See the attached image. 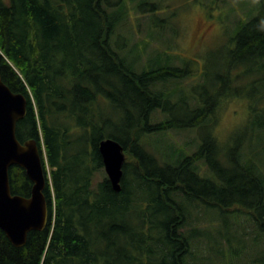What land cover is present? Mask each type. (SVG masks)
Returning a JSON list of instances; mask_svg holds the SVG:
<instances>
[{
  "label": "trees",
  "instance_id": "obj_1",
  "mask_svg": "<svg viewBox=\"0 0 264 264\" xmlns=\"http://www.w3.org/2000/svg\"><path fill=\"white\" fill-rule=\"evenodd\" d=\"M125 10L109 13L102 0H0L1 75L28 100L17 137L38 143L49 210L47 227L30 232L23 247L0 229V264H120L104 250L110 239L127 245L116 254L126 253L124 264H185L195 260L192 240L204 231L185 232L194 215L176 194L219 213L223 230L204 238L222 256V240L238 255L248 247L244 237H251L253 248L259 247L251 260L264 264L263 14L257 7L247 11L228 38L223 64L212 77L204 75L189 97L181 87L155 88L193 77L189 62L179 66L167 55L164 63L157 54L141 66L149 44L130 46V39L124 50L112 46ZM235 98L248 101L246 143L232 139L225 146L209 135L188 155L150 140L174 130H213L220 110ZM106 138L118 141L127 156L120 192L113 190L99 152ZM99 172L104 177L96 182ZM10 181L14 195L31 196L24 169L12 167ZM146 192L152 194L148 201ZM236 226L249 230L231 232Z\"/></svg>",
  "mask_w": 264,
  "mask_h": 264
},
{
  "label": "rangeland",
  "instance_id": "obj_2",
  "mask_svg": "<svg viewBox=\"0 0 264 264\" xmlns=\"http://www.w3.org/2000/svg\"><path fill=\"white\" fill-rule=\"evenodd\" d=\"M102 6L109 13L117 12L118 14L121 8L125 7V15L120 17L121 21L112 36V46L124 50L128 47L130 39L132 40L130 46L134 43L149 44L146 54L139 62L141 66L148 62V58H154L157 54H161L164 63L167 55L173 56L176 65L184 66L186 62L190 63L193 77L187 78L181 84L178 81H170L168 84L160 83L155 87L165 92L181 87L182 95L189 97L196 94L198 86L204 81V75L206 77L208 74L212 77L219 69V65L223 64L228 38L233 34L240 19L248 18L247 11L257 7V12L263 14L264 18V0H102ZM62 10L64 11V8ZM65 13L67 15L70 13V7L65 8ZM262 22L264 23V20ZM127 51L125 50L123 54ZM235 99L220 110L213 130H174L169 134L166 132L160 134L159 137H150V140L158 141L160 148L174 145L188 155L197 150L204 138L209 135L218 137L225 146L226 143L238 139L246 143L249 134L242 127L249 121L248 101ZM165 118L166 115H162L159 119ZM163 153L166 159L168 153L166 151ZM103 177L104 172H99L96 182ZM143 195L146 201L152 196L150 192L143 193ZM176 197L179 205L189 214L194 215L187 222L189 224L184 228L185 232L187 229L204 231L203 236L200 234L192 240L195 260L188 258L185 264H258L251 260V255L259 252V247L253 248L254 242L251 237H244L243 243L248 247L238 255H233L226 241L222 240L224 243L222 256L216 246L204 238L207 234L215 235L216 231L223 230L224 223L220 221L219 213L184 194L179 196L176 194ZM142 207H147L146 203ZM142 207L140 209L144 210ZM140 209L133 211L137 214L132 217L134 220L132 226L136 232L140 226L138 217ZM103 229L110 234L109 224H105ZM247 230L249 228L246 226H236L230 229L231 232H237L239 235ZM137 236L133 237L136 244L140 241ZM117 244L118 240L110 239L106 242L104 250L107 256L114 257V261L119 260L120 264H124L123 259H126L124 257L126 253L116 254L120 253L121 249L128 250L127 245ZM235 245L237 246L238 243L236 242ZM131 253L136 257L139 255V252L135 253V250Z\"/></svg>",
  "mask_w": 264,
  "mask_h": 264
},
{
  "label": "water",
  "instance_id": "obj_3",
  "mask_svg": "<svg viewBox=\"0 0 264 264\" xmlns=\"http://www.w3.org/2000/svg\"><path fill=\"white\" fill-rule=\"evenodd\" d=\"M27 106L26 96L10 89L0 69V229L18 248L27 244L30 232L43 231L49 220L47 179L38 143H22L17 137V124L25 118ZM99 152L113 190L120 192L127 159L124 147L106 138L100 141ZM14 166L24 169L33 183L30 197L12 193L10 169Z\"/></svg>",
  "mask_w": 264,
  "mask_h": 264
}]
</instances>
